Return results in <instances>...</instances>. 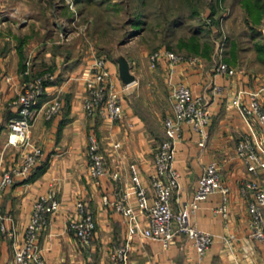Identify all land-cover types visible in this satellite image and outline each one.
Masks as SVG:
<instances>
[{"label":"crops","instance_id":"obj_1","mask_svg":"<svg viewBox=\"0 0 264 264\" xmlns=\"http://www.w3.org/2000/svg\"><path fill=\"white\" fill-rule=\"evenodd\" d=\"M45 12H48L46 5ZM3 14L0 11V16ZM9 18L0 22V174L20 165L33 146L41 147L43 156L29 175L17 177L0 190L2 211L13 217L6 220L7 231L2 229L0 220V264H21L15 259V249L24 241L35 200L51 187L57 191L60 207L49 215L38 237L46 264H111V251L125 242L130 248L127 264H264V239L253 238L249 227L248 204L253 192L244 194L241 190L251 178L264 185V169L253 174L237 150L238 142L245 138L264 145V127L259 119L244 116L240 110L251 92H257L264 101V58L257 54L255 61L263 64L259 66L253 65L252 57L244 55L242 49L229 59L225 53L221 59L228 63L230 70L221 72L216 69L218 60L209 61L198 54L196 62L176 64L173 78L205 94L211 117L204 145L200 144L202 135L187 122L182 136L176 140L174 163L180 172L181 187L173 196V206L179 209L184 201L194 197L204 168L211 160L220 164L223 180L230 187L227 214L218 210L223 202L220 191L201 199L195 210V223L215 234L206 254L199 257L191 239L183 233L164 245L144 236L140 229L148 223L146 209L153 203L154 195L150 184L154 151L165 138V131L159 140L148 127L146 115L126 98L123 100L125 114L120 120L100 112L86 114L84 72L93 56L81 52L79 56L66 57L68 51L60 53L58 43L68 42L70 35L60 41L57 27L47 20L18 25ZM60 29L68 31L64 25ZM165 63L168 69L166 60ZM107 66L122 94L133 86L124 83L111 60ZM44 71H51L54 78L40 102L60 93L63 108L51 118L38 113L26 139L28 142L12 144L9 121L18 112L15 100L25 81ZM94 132L100 138L107 165V172L99 180L89 173V136ZM117 141L121 143L119 147L115 146ZM43 162H46L45 169L31 177ZM131 163L136 164L148 186L146 208L141 207L133 187ZM105 194L110 203L104 202ZM123 197L137 211L141 227L135 232L130 231L127 217L116 207L115 202ZM78 200L84 201L86 209L96 218V230L89 242H83L69 226L70 220L79 216Z\"/></svg>","mask_w":264,"mask_h":264},{"label":"built area","instance_id":"obj_2","mask_svg":"<svg viewBox=\"0 0 264 264\" xmlns=\"http://www.w3.org/2000/svg\"><path fill=\"white\" fill-rule=\"evenodd\" d=\"M74 7V2L70 0ZM198 55H185L173 49H158L151 57L152 63L159 60L168 61V81L172 101V113L164 118L165 138L159 141L154 151V169L150 174V184L153 188V203L146 209L148 223L141 227L135 207L123 197L115 202L117 209L122 211L130 223V231L141 229L144 236L169 244L177 234L187 235L196 247L199 257H203L212 242L215 234L199 227L193 217L199 201L209 193L220 191L223 194V202L218 210L227 214L228 192L230 187L224 182L221 166L216 160L206 164L200 177V183L192 199L184 201L179 209H175L172 203L173 196L179 192L180 172L176 167L175 154L176 140L182 136L183 125L190 123L192 127L202 135L200 144L204 145L207 137V125L210 121V110L205 94L195 92L192 87L183 80L173 78L176 64L182 61L196 62ZM29 62V61H28ZM216 69L218 71L230 70L227 62L220 61ZM83 107L88 115L97 112L104 114L113 120H120L125 114L124 96L112 79L107 67L106 57L96 56L85 68ZM54 78L51 71H45L34 77L28 78L18 97L15 100L18 106L16 115L9 121V142L20 144L30 136L32 122L38 113L42 112L46 118H51L63 108V98L60 93L40 102L48 83ZM136 81V79L134 80ZM133 81V82H134ZM131 83H125L130 85ZM240 110L244 116H256L264 127V101L257 92H251L249 100L241 103ZM28 142V141H26ZM121 143L115 142L119 147ZM240 156L248 164V169L257 175L260 169H264V145L260 141H252L250 138L242 139L237 144ZM43 150L39 146H33L24 155L20 165L12 166L0 174V190L17 177L27 176L41 161ZM89 173L95 180L107 172L106 156L102 148L100 138L96 133L89 136ZM133 187L142 208H146L148 202V186L144 183L141 173L135 163L130 164ZM244 194L249 190L253 192L248 204L250 213L249 227L253 238L264 239V185L256 178L247 179L241 188ZM105 203H110L109 196L103 195ZM60 207V199L57 191L51 187L42 193L34 202L33 211L25 227L24 241L15 249V259L21 264H46L42 248L38 242L40 232L47 225L49 215ZM79 216L69 222L76 235L83 241L89 242L96 230V218L92 211L86 209L84 201L78 200ZM13 220L2 211L0 205L1 227L7 231L6 220ZM129 243L117 245L111 251V264H127L129 258Z\"/></svg>","mask_w":264,"mask_h":264},{"label":"rangeland","instance_id":"obj_3","mask_svg":"<svg viewBox=\"0 0 264 264\" xmlns=\"http://www.w3.org/2000/svg\"><path fill=\"white\" fill-rule=\"evenodd\" d=\"M72 1L75 8L70 0H0L4 13L0 22L5 17L18 25L47 20L57 27L60 41L70 35L68 42L58 43L60 53L68 51L66 57L81 52L93 58L103 55L117 67L119 76L120 58L128 59L136 81L123 92L124 98L146 115L148 127L159 140L172 103L165 59L153 64L155 51L173 49L219 63L231 41L236 53L242 49L244 55L252 57L253 65L263 66L255 60L257 54L262 57L258 46L264 42V9L260 22L249 21L244 0ZM44 5L48 12L43 13ZM60 25L68 27L67 33ZM192 35L199 40V52L184 43Z\"/></svg>","mask_w":264,"mask_h":264},{"label":"trees","instance_id":"obj_4","mask_svg":"<svg viewBox=\"0 0 264 264\" xmlns=\"http://www.w3.org/2000/svg\"><path fill=\"white\" fill-rule=\"evenodd\" d=\"M77 1L83 2L84 0H77ZM244 4L248 10V14L250 17L249 21L260 22V19H261L260 15H261L262 10L264 9V3H262L260 0H244ZM252 22H249V23H251L252 25ZM198 41H199L198 38H196L195 35H192L190 39H187L184 43L187 45L186 47H188L190 50L199 52L201 51V49H200V45ZM192 43L194 45H192ZM235 48H236L235 45L230 41L229 49L226 52L227 53L226 59H229L230 58L229 56H236ZM208 50H205V51L207 52ZM258 50L262 53L261 58H264V42L258 46ZM45 167H46V162H43L40 165H38L36 171L31 175V177H34L38 173H41L45 169Z\"/></svg>","mask_w":264,"mask_h":264},{"label":"water","instance_id":"obj_5","mask_svg":"<svg viewBox=\"0 0 264 264\" xmlns=\"http://www.w3.org/2000/svg\"><path fill=\"white\" fill-rule=\"evenodd\" d=\"M119 73L124 83H131L136 79V75L132 72L130 63L126 58H120Z\"/></svg>","mask_w":264,"mask_h":264}]
</instances>
